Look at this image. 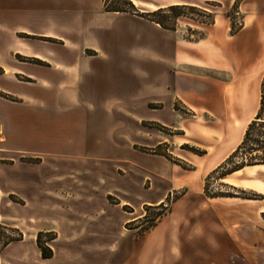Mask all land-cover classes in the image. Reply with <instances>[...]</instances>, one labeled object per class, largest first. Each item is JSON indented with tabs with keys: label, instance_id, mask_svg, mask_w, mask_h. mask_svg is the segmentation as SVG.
<instances>
[{
	"label": "crops",
	"instance_id": "0c3cea01",
	"mask_svg": "<svg viewBox=\"0 0 264 264\" xmlns=\"http://www.w3.org/2000/svg\"><path fill=\"white\" fill-rule=\"evenodd\" d=\"M132 1L152 11L205 1L231 9L237 0ZM244 1L245 24L239 31L232 33L230 18L220 16L199 27L203 36L191 40L178 28L107 12L103 0H0V91L15 99L0 96V157L8 151L57 159L72 149L84 151L93 133L115 135L119 129L112 120L130 119L137 109L125 85L130 59L153 61L152 72L134 69L138 77L153 79L157 96L146 106H156L155 113L169 106L172 118L156 119L173 124L179 100L208 114L214 124L231 127L225 141L235 146L238 128L259 111L264 76V7L243 11ZM99 124L106 126L99 130ZM29 181L11 179L10 189L25 197L20 189ZM85 186L82 181L44 185L52 205L57 200L60 216L82 219L80 233L92 229L95 235H109L97 248L109 256L91 264H258L264 233L258 231L257 210L247 213L241 205L226 208L216 198L183 194L150 226L137 209L115 225L101 213L74 208L85 200ZM166 195L147 201L148 207L163 204ZM47 220L57 224L56 229L48 223V229L62 236L58 217ZM33 259L23 241L0 251V264L49 260L41 254Z\"/></svg>",
	"mask_w": 264,
	"mask_h": 264
},
{
	"label": "rangeland",
	"instance_id": "374dc122",
	"mask_svg": "<svg viewBox=\"0 0 264 264\" xmlns=\"http://www.w3.org/2000/svg\"><path fill=\"white\" fill-rule=\"evenodd\" d=\"M242 1L237 0L231 9L213 1L197 5L176 4L197 7L177 10L180 15L176 28L188 39L198 40L204 33L199 27L214 23L217 17L228 16L231 32L239 31L245 24L240 7ZM106 2L109 6H126L125 0ZM256 6L264 7V1H244L242 9L246 11ZM135 9L139 13L151 12L143 11L144 6L138 8L135 5ZM174 15L162 14L171 23H174ZM146 31L154 36L150 28ZM152 65V60L130 59L128 70L125 68L129 76L125 85L137 109L130 111V119L112 120V127L119 129L115 135L93 133L84 151L72 149L57 159L16 157L8 151L0 157V251L10 242L23 241L32 249L33 261L40 258L39 244L56 253L43 264H91L97 258L109 256L97 250L110 240L109 235H95L92 229L80 233L82 219L60 216L56 211L59 208L57 200L52 205L51 198L45 195V184L65 181H82L86 185L82 191L85 200L75 204L74 208L81 214L101 213L104 218L112 219L115 225L137 209L139 213H145L148 217L146 226H150L167 212L175 199L187 194L197 198H216L224 202L226 208L241 205L247 213L257 210L258 231L264 233V165H247L231 172L242 162L249 161L251 156L263 152L264 126L261 123L256 125L245 147L229 158L242 141L249 124L238 128L234 146L225 141L231 127L214 124L208 114L179 100L174 106L173 112L178 116L173 124L156 119H171L169 106L160 113H155L153 104L146 106L147 100L157 96L151 88L153 79L138 77L134 69L136 66L141 71L152 72ZM263 93L264 76L261 99ZM0 96L15 100L1 91ZM261 112L264 118V105ZM104 126L99 124L98 129ZM257 145L262 148H256ZM16 177L30 180L20 189L29 201L10 189L11 179ZM161 192L163 195L167 193L163 204L148 207L147 201L160 196ZM55 217L59 219L62 236L56 231L57 224L47 220ZM48 223L56 225V229L49 230ZM74 233L78 235L72 237ZM261 250L258 264H264V246Z\"/></svg>",
	"mask_w": 264,
	"mask_h": 264
},
{
	"label": "trees",
	"instance_id": "16d2710c",
	"mask_svg": "<svg viewBox=\"0 0 264 264\" xmlns=\"http://www.w3.org/2000/svg\"><path fill=\"white\" fill-rule=\"evenodd\" d=\"M103 4H104V10L107 12H128V13L137 14L141 17H144L148 20H151L153 22L160 24L163 28L172 29V30L176 29L177 19L180 15V14H177V10H181V9L182 10L183 9L194 10L195 8H197V7L188 6V5H170L167 7L159 8L155 11L139 13L135 9V5L133 4V2L131 0H125L126 6H123V7L109 6L107 4L106 0H103ZM167 12L175 14L173 16L174 23L169 22L166 18H164L162 16V14L167 13ZM235 32H237V31H235ZM263 105H264V93L262 95L261 105H260L258 113L256 114L255 118L249 123V125L245 131V134L242 138V141L240 142V144L237 146V148L235 149V151L233 152V154L229 158H231L235 154L239 153L245 147L247 142L250 140V137H251L252 132H253L254 128L256 127V125H259L261 123V125L264 126V118H262V116H261V113H262L261 110L263 109ZM261 139H262V137H261ZM260 141H262V140H260ZM256 148H262V147L260 145H257ZM257 150H260V149H257ZM247 165H251V166H253V165H264V150L261 154L257 153L255 156H251L249 161L242 162L239 167L232 169L231 172H235L237 170H240ZM144 218H145V220L148 219V217L146 215L144 216ZM39 247L41 249V256L44 259L53 257L54 253L50 247H48V246L44 247L40 244H39Z\"/></svg>",
	"mask_w": 264,
	"mask_h": 264
},
{
	"label": "built area",
	"instance_id": "2783aa9c",
	"mask_svg": "<svg viewBox=\"0 0 264 264\" xmlns=\"http://www.w3.org/2000/svg\"><path fill=\"white\" fill-rule=\"evenodd\" d=\"M236 19V18H235ZM237 20V19H236Z\"/></svg>",
	"mask_w": 264,
	"mask_h": 264
}]
</instances>
